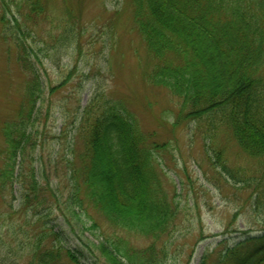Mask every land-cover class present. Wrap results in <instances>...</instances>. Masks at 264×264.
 <instances>
[{
	"label": "trees",
	"instance_id": "obj_1",
	"mask_svg": "<svg viewBox=\"0 0 264 264\" xmlns=\"http://www.w3.org/2000/svg\"><path fill=\"white\" fill-rule=\"evenodd\" d=\"M2 1L4 40L13 42L28 77L16 116L1 128L5 145L0 149V190L13 194L20 183L22 206L37 214L49 203L33 165L44 86L41 60L28 40L37 36L29 26L35 28L49 17V0ZM130 1L133 30L147 56L144 82L179 98L173 126L195 121V128L213 144L225 128L247 156L259 160L264 178V0ZM64 31L63 39L74 40L75 22H68ZM100 93L82 113L77 133L81 147L74 144L72 157L66 159L72 198L80 207L88 202L112 226L156 241L172 231L178 217L177 203L159 173V156L169 143L144 131L124 101ZM215 151L213 165L237 179L223 151ZM257 239V245L249 244ZM36 240L28 264H67L66 259L83 264L60 242L46 246L42 237ZM155 245L140 249L119 237L99 248L104 264H164L165 250ZM218 257L217 264H264V235L249 236Z\"/></svg>",
	"mask_w": 264,
	"mask_h": 264
},
{
	"label": "rangeland",
	"instance_id": "obj_2",
	"mask_svg": "<svg viewBox=\"0 0 264 264\" xmlns=\"http://www.w3.org/2000/svg\"><path fill=\"white\" fill-rule=\"evenodd\" d=\"M48 5L49 17L41 18L35 28L29 26L37 36L32 33L34 39L28 43L41 60L35 61L44 86L33 165L49 203L34 214L22 206L20 183H15L13 194L0 190V264H28L39 237L46 246L60 242L83 264H104L100 243L119 237L140 249L155 243L158 250H165L164 264H203L205 258L206 264H217L221 253L249 236L264 235L259 160L247 156L225 128L213 144L195 128V121L173 126L180 112L179 98L167 88L144 82L147 56L133 30L131 1L49 0ZM70 21L75 22L76 36L65 40L61 36ZM14 47L4 40L0 20V149L5 145L1 128L16 116L28 77ZM96 92L124 101L144 131L155 132L159 141L169 143L160 153L159 173L177 203L178 217L172 231L161 239L112 226L88 202L80 207L72 198L66 159L72 157L74 144L81 147L78 126ZM215 149L223 151L237 179L213 165L210 158L216 160Z\"/></svg>",
	"mask_w": 264,
	"mask_h": 264
}]
</instances>
